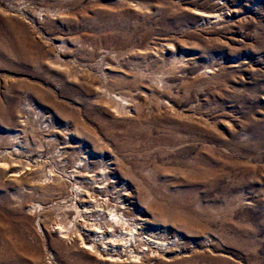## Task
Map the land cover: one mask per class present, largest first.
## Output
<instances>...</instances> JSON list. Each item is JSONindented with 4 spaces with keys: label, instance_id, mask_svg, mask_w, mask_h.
<instances>
[{
    "label": "rangeland",
    "instance_id": "374dc122",
    "mask_svg": "<svg viewBox=\"0 0 264 264\" xmlns=\"http://www.w3.org/2000/svg\"><path fill=\"white\" fill-rule=\"evenodd\" d=\"M0 264H264V0H0Z\"/></svg>",
    "mask_w": 264,
    "mask_h": 264
},
{
    "label": "bare ground",
    "instance_id": "6f19581e",
    "mask_svg": "<svg viewBox=\"0 0 264 264\" xmlns=\"http://www.w3.org/2000/svg\"><path fill=\"white\" fill-rule=\"evenodd\" d=\"M211 17H213V16H211ZM100 205H102L105 209H108L107 210V212H108L107 215L111 216V217L108 218L109 220L108 219H105V220L109 221V223L107 222V224H104L105 226H107L106 228L102 227V225H101V227L98 226V228H97L98 235L96 234V236H94L96 239L93 240V243L91 245H85V242L82 241L83 239L81 240V245L85 246V249H87V250H89L91 252H94L96 254L100 253V250L96 247V243L98 242V240H104V241L106 240V243H104V245L106 246L107 243L108 244L110 243L111 247L113 245H117L119 242L123 241L124 242L123 246L127 247V249H129L128 248V243H132V241L136 238V235H137V232H138V230H137L138 227L137 226L140 225V224L137 223L136 225H133V226L130 225L131 227H129V224H128L129 220L126 217L127 216L126 215L127 212L124 211L125 209L122 206V204L119 202V200L114 205H110V203L108 201L104 200L103 202L100 203ZM100 210H101V208H100ZM92 225H94V224H92ZM54 231L59 237L64 236V235L67 236L66 234H68L67 230L64 227V225H61V224H58L56 226V228H54ZM68 231H69V229H68ZM118 233H119V235H117ZM140 239H142V238H140Z\"/></svg>",
    "mask_w": 264,
    "mask_h": 264
}]
</instances>
